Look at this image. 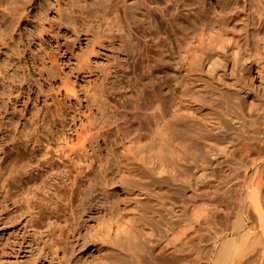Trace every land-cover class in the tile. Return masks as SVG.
Wrapping results in <instances>:
<instances>
[{
    "label": "rangeland",
    "instance_id": "1",
    "mask_svg": "<svg viewBox=\"0 0 264 264\" xmlns=\"http://www.w3.org/2000/svg\"><path fill=\"white\" fill-rule=\"evenodd\" d=\"M147 5L0 0V264H212L232 237L264 109V0ZM232 39L243 58L220 82L200 57ZM78 134L89 200L52 212L53 173L12 145Z\"/></svg>",
    "mask_w": 264,
    "mask_h": 264
},
{
    "label": "bare ground",
    "instance_id": "2",
    "mask_svg": "<svg viewBox=\"0 0 264 264\" xmlns=\"http://www.w3.org/2000/svg\"><path fill=\"white\" fill-rule=\"evenodd\" d=\"M138 1L144 5L145 10H150L151 7L147 3L150 4V1L154 0ZM217 45L213 58L203 59L202 56L200 58L201 64L206 66L218 81L223 82L227 71L237 73L238 62L243 58V49L239 40L235 39L228 42L220 41ZM253 79L254 74L249 73L248 84L252 85ZM243 88L240 86L236 91L240 92ZM260 115V127L248 135L240 146L242 151L246 152L247 162L243 161L242 166L248 171L249 178L245 180L241 190V215L238 223L233 226L231 238L226 235L213 242V248H217V251L212 264H264V109ZM78 136L80 138L82 135L78 134ZM67 137L65 138L68 139ZM70 139L72 141L73 137ZM80 140L78 148L69 146V149H57L41 136L21 140L12 145L16 152L26 149L30 154H34L39 161L38 164L42 163L47 172L53 173L51 194L54 201L50 203L52 212L56 211L63 202L73 205L76 197L79 200L77 208L84 209L86 201L89 200L87 191L95 165L92 149L88 150L92 143L87 147L83 137ZM65 143L68 144L67 141ZM256 151L259 155L252 156L251 153ZM1 154L0 160L3 158ZM62 189H66V192L61 193ZM5 191L8 192V189ZM196 224L200 227L201 222L196 220ZM171 245L174 250L178 248L177 244Z\"/></svg>",
    "mask_w": 264,
    "mask_h": 264
}]
</instances>
